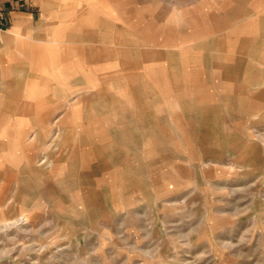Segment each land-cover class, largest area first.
Returning a JSON list of instances; mask_svg holds the SVG:
<instances>
[{"label":"rangeland","instance_id":"rangeland-1","mask_svg":"<svg viewBox=\"0 0 264 264\" xmlns=\"http://www.w3.org/2000/svg\"><path fill=\"white\" fill-rule=\"evenodd\" d=\"M4 1L0 264H264V0Z\"/></svg>","mask_w":264,"mask_h":264},{"label":"crops","instance_id":"crops-1","mask_svg":"<svg viewBox=\"0 0 264 264\" xmlns=\"http://www.w3.org/2000/svg\"><path fill=\"white\" fill-rule=\"evenodd\" d=\"M11 3L12 1L5 0L3 3V6H7L9 4L11 5ZM13 19H14V23L12 27L15 30L19 28L20 25L22 24V16H20L19 14H14ZM242 40L245 41L244 44H246L249 47L248 52H247L248 56H250V54L254 56L257 54L264 56V49L259 50L258 53L256 50V47H264V38H260L259 35H256V36H253L252 38L249 37L248 39L242 38ZM154 54L155 53L153 52L147 51L145 53V56H151L152 58ZM142 60L143 59H141V61ZM120 66H121V69L125 70L123 73H125L124 75L126 79H130L131 77H134V74H132L133 68H134L133 61H131L130 58L128 59V58H125L124 56V58L120 60ZM261 109L262 110L258 111L257 113L254 111L248 115L247 125L249 127L253 125L254 126L253 129L248 128L244 133L243 132L238 133L239 131H236V134L233 132H230L234 136L233 141H237V140L239 142L245 141L244 138L242 137L244 135L247 137L246 139L247 143H250V144L252 143L251 146L256 145V142L259 141L257 138H259L258 136L261 135L260 133H258L259 132L258 129L260 126H264V116L261 117V112L264 111V107H262ZM219 123L221 122H218L215 124H219ZM237 133L239 136L237 135ZM190 152H191V147L188 144L187 145L184 144L183 151H180V150L177 151V155L182 153L183 156H179L177 161L173 165V182H172V185L169 187L170 188L169 195L174 200L180 197L182 194H186L191 188V186L193 185L192 184L193 165H192V161L190 157Z\"/></svg>","mask_w":264,"mask_h":264}]
</instances>
